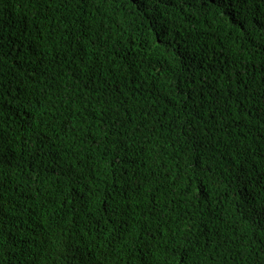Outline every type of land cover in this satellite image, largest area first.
Masks as SVG:
<instances>
[{
    "label": "trees",
    "instance_id": "obj_1",
    "mask_svg": "<svg viewBox=\"0 0 264 264\" xmlns=\"http://www.w3.org/2000/svg\"><path fill=\"white\" fill-rule=\"evenodd\" d=\"M0 0V264H264V0Z\"/></svg>",
    "mask_w": 264,
    "mask_h": 264
},
{
    "label": "snow or ice",
    "instance_id": "obj_2",
    "mask_svg": "<svg viewBox=\"0 0 264 264\" xmlns=\"http://www.w3.org/2000/svg\"><path fill=\"white\" fill-rule=\"evenodd\" d=\"M222 8L228 9L234 7L233 0H219ZM261 19L264 20V15L261 16Z\"/></svg>",
    "mask_w": 264,
    "mask_h": 264
}]
</instances>
